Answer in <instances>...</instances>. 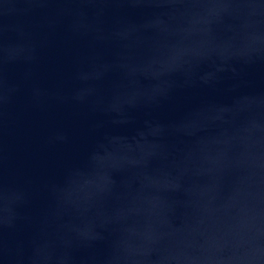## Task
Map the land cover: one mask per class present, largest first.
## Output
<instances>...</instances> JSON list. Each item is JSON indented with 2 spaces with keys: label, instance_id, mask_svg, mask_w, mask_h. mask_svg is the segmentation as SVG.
I'll return each instance as SVG.
<instances>
[{
  "label": "water",
  "instance_id": "1",
  "mask_svg": "<svg viewBox=\"0 0 264 264\" xmlns=\"http://www.w3.org/2000/svg\"><path fill=\"white\" fill-rule=\"evenodd\" d=\"M0 264H264V0H0Z\"/></svg>",
  "mask_w": 264,
  "mask_h": 264
}]
</instances>
